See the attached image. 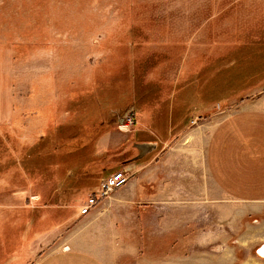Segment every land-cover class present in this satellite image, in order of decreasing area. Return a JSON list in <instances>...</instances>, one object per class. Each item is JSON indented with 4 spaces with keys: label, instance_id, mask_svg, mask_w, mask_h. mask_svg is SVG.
I'll use <instances>...</instances> for the list:
<instances>
[{
    "label": "rangeland",
    "instance_id": "rangeland-1",
    "mask_svg": "<svg viewBox=\"0 0 264 264\" xmlns=\"http://www.w3.org/2000/svg\"><path fill=\"white\" fill-rule=\"evenodd\" d=\"M253 88H264V0H0V264H264V195L223 199L212 180L214 208L253 212L184 203L172 234L113 235L88 213L120 185L81 212L104 178L166 150L180 182L202 177L187 144L202 158L198 129Z\"/></svg>",
    "mask_w": 264,
    "mask_h": 264
},
{
    "label": "crops",
    "instance_id": "crops-1",
    "mask_svg": "<svg viewBox=\"0 0 264 264\" xmlns=\"http://www.w3.org/2000/svg\"><path fill=\"white\" fill-rule=\"evenodd\" d=\"M252 90L248 94L250 98L239 100L234 108L222 113L218 120L215 119L212 129H210L212 123L210 118L203 123L201 130L198 129L199 134L202 131V138H206L202 158L196 150L195 141L192 140L198 137V131L187 133V140L193 142L187 144L186 155L194 164L197 163L196 161H202L204 169L202 177L190 172L185 175L187 181L180 182L178 168L172 161V157H168V150L163 153L160 160L146 164H131L124 170L126 174L132 172L127 181L106 197V208L88 213L92 214L94 224L100 226L99 222L105 218L106 226L113 235L116 228L119 233H123L122 235H127L140 233L141 230L147 232V227L160 231L158 234L169 235L177 230L179 206L183 207L184 203L188 204L190 209L197 205L201 213L209 216L214 215L212 213H224L225 216L232 215L238 218L243 213L249 212L248 210L253 212L254 206L249 204L245 205V209L238 207L230 208L227 212L220 211L221 204L226 205V201L221 203L225 198L252 202L264 195L259 193L264 192L259 190L260 187H264V163L260 162V160L264 162V157L261 156L264 154V88ZM125 125L129 126V123L126 122ZM260 149L263 150V154ZM173 150L174 147H171L170 151ZM241 152L249 153L247 160L243 159ZM162 158L167 159L161 160ZM187 169L190 168L187 166ZM259 169L263 170L262 173L257 172ZM211 180L224 197L214 201L218 202L217 208H214L210 196ZM190 185L192 190L188 188ZM185 190L191 198L180 201L179 194H183ZM116 202L124 206V213L121 216L110 209L109 205H114ZM135 204L138 205L135 206ZM148 219L151 220L148 221ZM120 222L123 229L117 225ZM246 224L250 229L253 228L252 224L251 227L250 223ZM255 240L261 243L260 236ZM138 243L140 242L131 241L128 246L140 249Z\"/></svg>",
    "mask_w": 264,
    "mask_h": 264
},
{
    "label": "built area",
    "instance_id": "built-area-1",
    "mask_svg": "<svg viewBox=\"0 0 264 264\" xmlns=\"http://www.w3.org/2000/svg\"><path fill=\"white\" fill-rule=\"evenodd\" d=\"M127 176L128 175H126L124 171L118 170L104 178L99 184V189L97 190L98 193H91L86 198V204L81 208V212H86L89 207L95 205L96 200H98L100 197H103L104 195H107L113 188L121 185L124 181H126Z\"/></svg>",
    "mask_w": 264,
    "mask_h": 264
},
{
    "label": "water",
    "instance_id": "water-1",
    "mask_svg": "<svg viewBox=\"0 0 264 264\" xmlns=\"http://www.w3.org/2000/svg\"><path fill=\"white\" fill-rule=\"evenodd\" d=\"M137 145H138V147H140L142 152H146L149 149L154 147V143H152V142H140Z\"/></svg>",
    "mask_w": 264,
    "mask_h": 264
},
{
    "label": "bare ground",
    "instance_id": "bare-ground-1",
    "mask_svg": "<svg viewBox=\"0 0 264 264\" xmlns=\"http://www.w3.org/2000/svg\"><path fill=\"white\" fill-rule=\"evenodd\" d=\"M260 251H261L262 253H264V243H262V244L260 245Z\"/></svg>",
    "mask_w": 264,
    "mask_h": 264
}]
</instances>
